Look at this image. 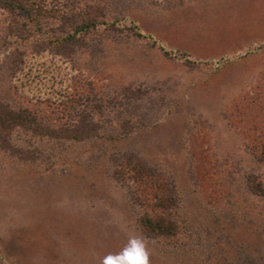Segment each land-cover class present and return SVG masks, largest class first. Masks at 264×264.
<instances>
[{
  "label": "rangeland",
  "instance_id": "374dc122",
  "mask_svg": "<svg viewBox=\"0 0 264 264\" xmlns=\"http://www.w3.org/2000/svg\"><path fill=\"white\" fill-rule=\"evenodd\" d=\"M38 9H0V102L37 114L0 135V264H109L134 238L148 264H264V0ZM35 69L46 86L20 89Z\"/></svg>",
  "mask_w": 264,
  "mask_h": 264
},
{
  "label": "trees",
  "instance_id": "16d2710c",
  "mask_svg": "<svg viewBox=\"0 0 264 264\" xmlns=\"http://www.w3.org/2000/svg\"><path fill=\"white\" fill-rule=\"evenodd\" d=\"M40 2L36 4L35 0H0V9L8 10L14 12L15 10H25L26 14L29 15L28 17H31L35 15H39V7L41 8V4L44 0H39ZM36 6V9H35ZM32 21V20H31ZM75 26L73 27L74 31H81L83 28H86V26ZM75 33L72 32V30L67 34V37L73 38L72 35ZM57 42H60L58 40ZM48 54V51L45 50V52H42L41 55L44 57ZM29 74L25 75V79H23L19 87L20 89H24L27 91L34 90L36 86H46V83L37 84L35 83V78L39 76L38 69L35 70H29ZM19 79V78H18ZM43 79V78H42ZM26 81V83H25ZM43 82V81H42ZM45 89V88H42ZM37 93L39 100L43 103L50 104L48 101L47 95L43 94L41 92V88H39L38 92H33V94ZM41 94L42 98H41ZM3 102H0V135L3 136L2 133H6L9 130H12L17 125H24L27 120V117L24 114H31V115H37L35 112H19L14 111V108L10 106L9 104H5ZM126 163V169L125 171L129 173V178L132 177L140 182L141 190L143 193V198L146 199V203H151L154 208L157 210L162 211V215H166L169 220L171 221V215L170 210L172 209L173 205V195L170 194V190L166 187H163V183L156 178L151 168L143 161L141 163H138V165L131 166V162L128 160L125 161ZM124 167V164H122ZM148 169H147V168ZM167 210V211H166ZM145 223L144 226L147 227V231L149 233H152L154 237H164L167 235V233L172 230L170 229L167 231V227H170V221L162 220L153 217H148L144 219ZM172 222V221H171ZM174 223V222H173ZM169 224V225H168ZM175 224V223H174ZM167 225V226H166Z\"/></svg>",
  "mask_w": 264,
  "mask_h": 264
},
{
  "label": "clouds",
  "instance_id": "9594fccd",
  "mask_svg": "<svg viewBox=\"0 0 264 264\" xmlns=\"http://www.w3.org/2000/svg\"><path fill=\"white\" fill-rule=\"evenodd\" d=\"M109 264H148V253L144 242L135 238L130 240L118 260H110Z\"/></svg>",
  "mask_w": 264,
  "mask_h": 264
}]
</instances>
